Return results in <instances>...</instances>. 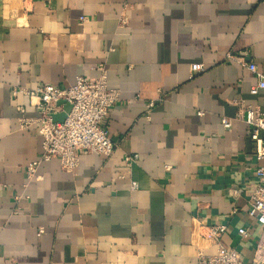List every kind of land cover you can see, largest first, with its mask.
<instances>
[{
  "label": "crops",
  "instance_id": "0c3cea01",
  "mask_svg": "<svg viewBox=\"0 0 264 264\" xmlns=\"http://www.w3.org/2000/svg\"><path fill=\"white\" fill-rule=\"evenodd\" d=\"M241 52L264 72L263 0H0V264H197L217 249L214 224L254 261L264 159L236 102L264 112V90L227 58ZM101 65L121 97L106 120L114 153L83 151L71 171L54 155L29 179L40 110L12 87H67Z\"/></svg>",
  "mask_w": 264,
  "mask_h": 264
},
{
  "label": "built area",
  "instance_id": "2783aa9c",
  "mask_svg": "<svg viewBox=\"0 0 264 264\" xmlns=\"http://www.w3.org/2000/svg\"><path fill=\"white\" fill-rule=\"evenodd\" d=\"M245 57L243 52L227 55V58L247 65L251 73L257 77V84L250 89L251 94L256 95L260 90H264V72L260 71L256 63L246 62ZM99 68L101 70L99 77L93 79L81 75L77 77L73 85L67 87L48 83L39 84L36 87H12L14 97L23 93L40 110L38 132L43 138V152L40 159L27 165L29 179L37 174L42 161H48L54 155L60 157L64 169L71 171L77 167L80 153L83 151L97 153L104 157L114 153L116 142L110 135L106 120L112 107L121 100L120 91L109 87L106 69L103 65ZM192 70L203 71L204 67L199 63H193ZM236 103L238 105L236 119H244L249 125L247 133L256 144V155L259 159H264V112L256 106L247 104L243 99H239ZM65 104L71 106L70 110L66 112L63 120H56L54 115L64 112ZM148 105L149 108L153 107L155 101H150ZM19 110L25 111L22 106ZM198 113L202 114L203 111L200 110ZM221 121L225 128L232 127V119L223 117ZM20 122L22 125L28 124L23 116ZM138 159V154L125 156L128 172ZM256 176L258 182L252 191L248 210V214L262 227L255 260L247 262L242 258L240 251L221 244L220 238L226 226L214 224L203 227L207 237L217 244V249L213 254H206L203 250H199L197 264H264V164L257 168ZM131 188L137 189L138 183L132 181Z\"/></svg>",
  "mask_w": 264,
  "mask_h": 264
},
{
  "label": "water",
  "instance_id": "95a60500",
  "mask_svg": "<svg viewBox=\"0 0 264 264\" xmlns=\"http://www.w3.org/2000/svg\"><path fill=\"white\" fill-rule=\"evenodd\" d=\"M70 107L71 106L69 104H65V107H64V110L65 111L62 112V113H59V114L54 115V118L56 120H63L65 118V116H66V112L70 110Z\"/></svg>",
  "mask_w": 264,
  "mask_h": 264
}]
</instances>
